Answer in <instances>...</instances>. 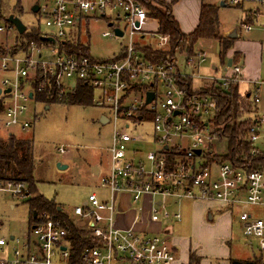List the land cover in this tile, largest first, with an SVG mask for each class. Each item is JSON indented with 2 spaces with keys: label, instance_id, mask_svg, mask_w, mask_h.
Returning a JSON list of instances; mask_svg holds the SVG:
<instances>
[{
  "label": "built area",
  "instance_id": "obj_1",
  "mask_svg": "<svg viewBox=\"0 0 264 264\" xmlns=\"http://www.w3.org/2000/svg\"><path fill=\"white\" fill-rule=\"evenodd\" d=\"M246 1L250 0H231L230 5ZM34 6H38L34 13L37 23L41 21L47 31L38 25H25L26 31L20 34L7 21L9 16L3 19L0 10L3 128L9 136L31 130L36 117L27 115L29 104H38L37 97L54 84L59 100L75 93L79 85L91 89L95 93L94 106L108 112L112 126L109 170L100 178L107 197L93 192L85 204L73 209L71 216L66 214L73 227L88 233L96 243L85 248L77 259L73 260L67 222L43 212L30 225L35 239L30 235L20 249L9 250L16 237L0 238V264H174L177 252L165 230L117 227L118 199L124 194L133 203L150 196L154 205L149 220L155 225L182 219L180 214L171 216L167 206L170 202H215L232 213L237 208L244 235L257 240L264 251V219L246 211L264 207V172L246 171L220 160L224 154L217 152V144L222 141L214 126L217 100L201 89L190 91L185 86V79H203L199 74L182 75L177 58L155 61L146 54L147 48L168 49L170 42L168 35L160 33L159 20L147 7L140 0H33L31 11ZM99 20L107 21L112 29L103 37L127 39L123 50L106 60L70 52L68 45L80 42L86 25ZM252 29L251 25L242 26L247 33ZM34 30L38 38H27ZM206 60L205 52H193L186 59V68L199 70ZM225 72L223 77L211 79L225 91L231 85H257V81L244 76L241 62L232 63ZM149 93L154 95L150 102ZM241 94L256 106L260 102L259 88L254 95L251 91ZM256 121L249 133L254 145L263 119ZM149 123L154 129L152 141L143 133ZM151 144L157 147L143 153L152 149ZM27 190L24 182L0 180V193L13 198H25Z\"/></svg>",
  "mask_w": 264,
  "mask_h": 264
},
{
  "label": "rangeland",
  "instance_id": "obj_2",
  "mask_svg": "<svg viewBox=\"0 0 264 264\" xmlns=\"http://www.w3.org/2000/svg\"><path fill=\"white\" fill-rule=\"evenodd\" d=\"M216 1L223 31L226 33L236 30L237 35L233 40V47L226 53L227 60L234 56L235 52H232L236 40L237 45L239 44L245 50V59L241 55L243 57L241 65L244 68L249 65L255 71V78L252 80L257 81V85L242 83L239 91L243 93L251 91L254 95L259 88L260 102L257 106L253 105V114L249 116L263 119L260 122L259 140L255 143V147L264 153V4H261V0H250L244 2L242 7H222L220 6L222 2L229 3L231 0ZM184 2L185 0H177L173 3L172 0L170 5L178 13L185 10ZM32 3L33 0H0L3 19H7L10 15H17L29 28L38 25L42 31H47L41 21L40 24L37 23L38 16L31 11ZM158 8L165 11L160 4ZM244 12L253 15L251 16L253 29L248 33L242 30L240 23ZM86 26L81 34V41L89 46L90 55L95 59H111L127 45V39L103 37V33L112 32L109 23L105 20L91 21ZM185 35L190 36V34ZM15 36L13 34L12 38ZM149 43L155 44L154 41ZM194 48L195 53L205 52L207 60L199 70L194 67L186 68L188 55L180 48L177 51L178 56L176 57V54L174 58L178 59L181 74L191 76L199 74L203 81L196 80L195 88L201 89L200 86H206L207 89L213 90L216 85L211 79L227 74L220 61L219 46L213 42H198ZM47 54L49 56L50 52ZM246 86L249 90L245 88ZM103 114L108 112L91 105L59 104L52 105L51 109L46 111L43 105L31 103L27 115L36 117L32 129L14 135L33 141L34 177L37 191L39 195L60 205L68 216L72 215L75 207H81L93 192L104 194L100 180L92 174L94 167H98L103 173L104 164L107 166L110 160L112 126H102L98 122ZM143 133L148 134L149 140L152 141L153 125L146 124ZM0 138L4 140L9 138L3 128L2 116L0 117ZM151 146L152 149L148 148L143 153L148 154L157 147L154 144ZM228 151L227 142L217 144V152L226 154ZM59 165L64 166L65 169H60ZM95 175H97L96 172ZM31 198V195L25 198H13L8 193H0V238L10 240L11 236H15L17 239L10 243V251L20 249L26 238L32 235L28 203ZM168 211L171 216L180 214L182 217L180 221L173 219L163 221V224L171 229V233L166 235L167 240L170 244L172 240L175 241L178 250V258L174 264H188L190 254L200 259L199 264H229L230 259H255L259 264H264V251L259 249L257 240L248 239L244 235L237 208L232 213L229 209L213 203L183 201L179 204L171 202L168 205ZM246 211L264 219V207H251ZM209 213L212 214V220L209 219ZM33 239L35 238L32 235Z\"/></svg>",
  "mask_w": 264,
  "mask_h": 264
},
{
  "label": "trees",
  "instance_id": "obj_3",
  "mask_svg": "<svg viewBox=\"0 0 264 264\" xmlns=\"http://www.w3.org/2000/svg\"><path fill=\"white\" fill-rule=\"evenodd\" d=\"M152 16L157 18L160 23V33L168 35L170 42L168 49H145L150 58L155 61H172L180 48L186 51L188 56L194 52V47L198 42L217 43L220 50V61L225 67L227 65L226 53L233 47V40L224 38L221 35L219 22V6L202 5L200 20L197 28L186 36L180 29L179 24L172 14L171 5L160 3L158 0H140ZM152 1L159 3L165 11L159 10L152 6ZM177 0H173V3ZM27 38L37 39V32L34 30ZM189 37V38H188ZM187 44V45H186ZM72 53L89 56V48L81 43L68 45ZM180 54V53H179ZM233 64L241 62V54L235 52L232 56ZM192 79H185V86L190 91L199 90L195 88ZM188 88V89H189ZM205 93L211 94L217 100L218 112L214 120V126L220 135L222 142H227L229 151L220 157L224 162H230L233 166L246 171H263L264 172V153L256 149L255 145L249 141L250 129L257 124L256 118H251L253 114V101L243 96L238 86L231 85L227 91L219 86L209 90L201 88ZM93 91L83 85L76 88L75 93L63 96L62 100L57 98L59 90L54 84V88H47L37 97L38 104H62V105H93ZM249 97V96H248ZM34 143L31 139L18 138L14 135L9 136L6 140L0 138V180L26 183L27 194L32 198L28 201L30 208V225L35 222L34 213L40 214L49 212L58 215L69 225L71 234L72 256H77L87 247L95 246V242L90 239L88 233L79 231L68 221V216L63 213L62 207L54 201L46 199L39 195L34 177L35 160L33 155ZM229 264H259L257 260H236L230 259ZM200 259L190 254L188 264H199Z\"/></svg>",
  "mask_w": 264,
  "mask_h": 264
},
{
  "label": "crops",
  "instance_id": "obj_4",
  "mask_svg": "<svg viewBox=\"0 0 264 264\" xmlns=\"http://www.w3.org/2000/svg\"><path fill=\"white\" fill-rule=\"evenodd\" d=\"M158 2H160V3L162 2V3L170 5L172 0H170V1L158 0ZM223 3H224V6H222V7L232 6V5H230V2L229 3L223 2ZM243 3L240 4L238 7H242ZM158 4L159 3H157V1L156 2L152 1V6H156L158 8ZM184 4H185L184 5L185 10L182 12L178 11V13H177V11H175L174 7L172 9L173 17L175 18V20L179 24L180 29L184 34H191L197 28V26L199 24L200 15H201V8H202L203 4L213 5L216 7L218 6V2L216 0H185ZM261 4H264V3H261ZM218 12H219V10H218ZM33 14H34V12H33ZM243 15H244L243 18L240 20L241 26L251 25V23L253 22V18H252L253 15L248 13V12H244ZM15 16L18 17L17 15H15ZM250 20H251V22H249ZM219 22H220V19H219ZM153 28H155V27H153ZM220 29H221V35L224 38H228L234 32V31H228L225 33V31H223V29H222L221 23H220ZM116 30H118V29H116ZM122 36H119V37H122ZM79 41L78 42L81 43L82 45L87 46L86 44H84L81 41V37H80ZM87 47L89 48V46H87ZM234 52H239L241 55H243V57L245 59V50L239 44L237 45L236 40H235L234 49H233L232 53H234ZM89 53H90V48H89ZM176 56H178V54ZM243 57H241V62L243 60ZM214 69H216V68L214 67ZM244 76L246 78H249L252 80V78H255V71H253L251 69V67L248 65L244 68ZM245 88H247V90H249L248 86H246ZM241 93H243V92H241ZM92 94H93V98H94L95 93L93 92ZM53 105H59V104H53ZM51 106L52 105H47L45 107L46 111H49L51 109ZM92 107H95L94 104L92 105ZM98 122L102 126L110 125L109 115L108 114L101 115L98 119ZM109 165H110V160H109L107 166L105 164H104V166L102 165L105 169L103 173L101 172V170L98 167H94L92 170L93 176L98 177V179L100 180V178L102 176H104L108 173ZM95 172L97 173V175H95ZM103 192H104V194L103 193H99V194H101V196L103 198L107 197V191L104 190ZM118 200L119 201H118L117 212H116V225H117V227H119L121 229H128L131 227H135L138 230H146L147 229V230H150L152 232H160V230H165V234H167V235H169L171 233V229L166 224H163V222L161 225H155V224H152L150 222L149 215H150V213L153 209V205H154V203H153L154 201L152 200V198L150 196L143 197L141 199V201L137 202V203H133L132 198L126 194L120 195ZM86 201L83 204H85ZM170 203H168V205ZM202 203H213L215 205H219L218 203H215V202H202ZM177 204H179V203H177ZM61 209L63 211V208H61ZM63 213H64V211H63ZM69 216H71V215H69ZM211 216H212V214H211ZM137 218H139V221L136 224L135 222H136ZM14 237L15 236H11L10 239L13 240ZM172 245L174 246L175 251L178 253L175 241H173V240H172Z\"/></svg>",
  "mask_w": 264,
  "mask_h": 264
},
{
  "label": "water",
  "instance_id": "obj_5",
  "mask_svg": "<svg viewBox=\"0 0 264 264\" xmlns=\"http://www.w3.org/2000/svg\"><path fill=\"white\" fill-rule=\"evenodd\" d=\"M221 6H224V3L222 2L221 3ZM32 11L34 12V13H37L38 12V6H34L33 8H32ZM7 21L9 22V23H12L13 25H15V27L17 28V30H18V32L20 33V34H24V32L26 31V29H27V27L25 26V24L21 21V19L20 18H18V17H16L15 15H10L9 16V18L7 19ZM115 32L119 35V36H122L123 34H122V32H120V30H115ZM236 30H234V32L228 37L229 39H231V40H234L235 38H236ZM51 41H53V40H51ZM232 63H233V60H232V58H230V59H228V61H227V68H225V71L228 69V68H231V66H232ZM153 94L152 93H149L148 94V102H150L152 99H153ZM31 97H32V94H31ZM198 154H200V151H198L197 152ZM59 168L60 169H65V167L63 166H61V165H59ZM37 217V213H34V218H36ZM209 219L210 220H212V216H211V214L209 213Z\"/></svg>",
  "mask_w": 264,
  "mask_h": 264
}]
</instances>
